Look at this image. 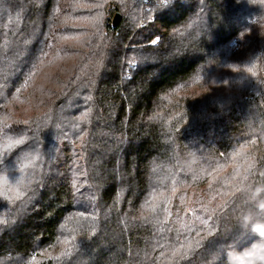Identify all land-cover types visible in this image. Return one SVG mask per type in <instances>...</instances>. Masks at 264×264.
<instances>
[{
    "label": "trees",
    "instance_id": "16d2710c",
    "mask_svg": "<svg viewBox=\"0 0 264 264\" xmlns=\"http://www.w3.org/2000/svg\"><path fill=\"white\" fill-rule=\"evenodd\" d=\"M0 162V264H224L260 240L264 0H0Z\"/></svg>",
    "mask_w": 264,
    "mask_h": 264
},
{
    "label": "clouds",
    "instance_id": "9594fccd",
    "mask_svg": "<svg viewBox=\"0 0 264 264\" xmlns=\"http://www.w3.org/2000/svg\"><path fill=\"white\" fill-rule=\"evenodd\" d=\"M255 202V212L250 211L241 216L240 226L244 229L251 224L252 231L260 236V240L254 242L250 247L239 250L235 244H229L224 248V264H264V232L257 228V223H253L256 215L264 212V196L257 198L253 196ZM261 227L264 224L260 223ZM220 257H217L216 264Z\"/></svg>",
    "mask_w": 264,
    "mask_h": 264
},
{
    "label": "snow or ice",
    "instance_id": "6c2138e0",
    "mask_svg": "<svg viewBox=\"0 0 264 264\" xmlns=\"http://www.w3.org/2000/svg\"><path fill=\"white\" fill-rule=\"evenodd\" d=\"M249 71H250V70H249ZM20 143H22L21 140H16V141H15V144H20ZM9 147H12V145H9ZM0 163H2V162H0ZM0 170H2V169H0ZM8 181H9V179H8V176L6 175V176L4 177V182L7 184ZM14 183H17V184H18V183H19V178L16 179ZM258 230L261 231V232H264V227L258 228ZM179 251H180V250H177V253H174V254H179ZM192 251H193V249L189 246V247L183 252V255H184L185 257H187L188 254H189L190 252H192Z\"/></svg>",
    "mask_w": 264,
    "mask_h": 264
},
{
    "label": "water",
    "instance_id": "95a60500",
    "mask_svg": "<svg viewBox=\"0 0 264 264\" xmlns=\"http://www.w3.org/2000/svg\"><path fill=\"white\" fill-rule=\"evenodd\" d=\"M120 20H121V16H120V14H119V13H116V14L113 16V18H112V26H113V27H116V26L119 24Z\"/></svg>",
    "mask_w": 264,
    "mask_h": 264
},
{
    "label": "rangeland",
    "instance_id": "374dc122",
    "mask_svg": "<svg viewBox=\"0 0 264 264\" xmlns=\"http://www.w3.org/2000/svg\"><path fill=\"white\" fill-rule=\"evenodd\" d=\"M2 183L0 184V193L4 194V192L7 191L8 183L6 184L4 181H1Z\"/></svg>",
    "mask_w": 264,
    "mask_h": 264
},
{
    "label": "built area",
    "instance_id": "2783aa9c",
    "mask_svg": "<svg viewBox=\"0 0 264 264\" xmlns=\"http://www.w3.org/2000/svg\"><path fill=\"white\" fill-rule=\"evenodd\" d=\"M233 43H236V40H234Z\"/></svg>",
    "mask_w": 264,
    "mask_h": 264
}]
</instances>
